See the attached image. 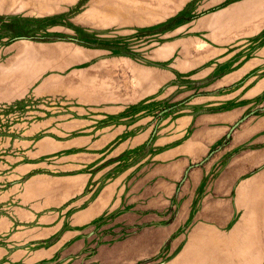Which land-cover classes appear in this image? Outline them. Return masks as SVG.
Returning <instances> with one entry per match:
<instances>
[{
  "label": "rangeland",
  "instance_id": "1",
  "mask_svg": "<svg viewBox=\"0 0 264 264\" xmlns=\"http://www.w3.org/2000/svg\"><path fill=\"white\" fill-rule=\"evenodd\" d=\"M0 264H264V0H4Z\"/></svg>",
  "mask_w": 264,
  "mask_h": 264
},
{
  "label": "crops",
  "instance_id": "2",
  "mask_svg": "<svg viewBox=\"0 0 264 264\" xmlns=\"http://www.w3.org/2000/svg\"><path fill=\"white\" fill-rule=\"evenodd\" d=\"M4 4V0H0V7ZM232 10V9H231ZM121 133L120 130H108V131H104V132H100V138L98 139V142L100 143L101 146L103 147H107L108 145L112 144L116 139H118L119 137L118 134ZM148 134L149 131H142L138 134L137 137L135 138H131L129 140H125L124 142H122L120 145H116L114 146L111 150H110V155L108 157H117L119 156L121 153L126 152L127 149L132 148L133 146V141H136V144H141L143 143L147 138H148ZM169 136L167 134H163L159 141L160 143H165L169 140ZM186 149H188V145L183 146ZM179 151V146L177 147H168L166 148V150H164V152L161 154L162 158H166L170 155L175 156L178 155ZM160 156V155H159ZM160 156V157H161ZM101 180V179H100ZM100 180H98L99 182H101ZM98 182V183H99ZM118 186L111 184L110 182L106 185V189L104 190V194H102L103 196H108V198L110 196H115L118 193ZM105 198L102 197L100 200L103 202H106V200H104ZM107 199V198H106ZM100 200H97L96 203H94L91 207L85 208L83 210H78L76 211L73 215H72V220H79L80 222H73V224L80 226L83 225V222L85 221V218L87 219H91V218H96V217H100L101 216V211H99V204L98 202ZM111 201V199L109 200V202ZM74 207V206H72ZM71 207V208H72ZM67 212H69V210H66ZM57 218L60 219L61 216H53V218ZM83 220V221H82ZM61 225L60 223L57 226V229L60 228Z\"/></svg>",
  "mask_w": 264,
  "mask_h": 264
}]
</instances>
